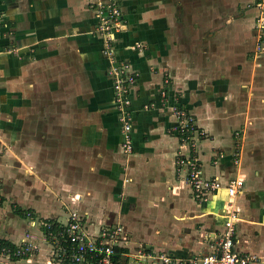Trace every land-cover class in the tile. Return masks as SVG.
Listing matches in <instances>:
<instances>
[{
    "label": "crops",
    "instance_id": "obj_1",
    "mask_svg": "<svg viewBox=\"0 0 264 264\" xmlns=\"http://www.w3.org/2000/svg\"><path fill=\"white\" fill-rule=\"evenodd\" d=\"M257 1L119 0L113 54L138 72L130 89L133 151L126 153L112 65L89 0H0V195L10 198L12 214L0 231L21 235L26 224L17 209L36 220L75 214L91 231L121 228L119 264L138 261L139 248L181 259L213 248L227 211L225 184L242 177L232 202L235 247L264 255ZM134 41L142 52L129 47ZM174 106L193 115L201 136L181 140ZM191 155L203 178L221 184L203 199L193 196L187 164L178 162Z\"/></svg>",
    "mask_w": 264,
    "mask_h": 264
},
{
    "label": "built area",
    "instance_id": "obj_2",
    "mask_svg": "<svg viewBox=\"0 0 264 264\" xmlns=\"http://www.w3.org/2000/svg\"><path fill=\"white\" fill-rule=\"evenodd\" d=\"M87 7L92 9L96 20V30L102 36V52L112 65L108 74L112 77L115 103L120 110L122 150L131 153L133 145L130 136V118L133 100L130 96V89L136 82L138 72L132 70L130 63L126 60L115 61L112 50L116 33L122 29V8L119 0H89ZM256 7L255 27L261 34L264 32V0H258ZM129 47L142 52L145 45L139 41H134L129 44ZM160 95L161 98L165 97L163 91L160 92ZM144 106L148 107V105ZM172 114L178 119L177 129L181 135V140H190L193 133L199 135L193 126L195 118L188 110L174 106L172 107ZM236 160L234 158L235 162ZM178 162L187 164L186 178L195 198L203 199L208 193L221 187L220 181L215 177L203 178L200 175L199 162L194 155L178 158ZM242 185V177H233L225 184L228 195L226 216L211 250L175 259L166 253L154 254L146 248H139L137 251L139 257H136L138 261L127 262L126 264H148L140 260V257L145 256L152 261L161 259L165 264H254L256 261L264 260V255L244 253L235 247L236 223L239 215L232 202ZM30 223L33 225L37 223L40 227H45V231L41 230V232L49 246L48 260L52 264H119L118 250L122 236L121 228L118 225L103 226L97 231H91L85 228L82 217L75 214H71L65 222L33 218ZM32 247L22 243L10 247L0 239V253L7 256L13 255L16 258L29 256L36 246Z\"/></svg>",
    "mask_w": 264,
    "mask_h": 264
},
{
    "label": "rangeland",
    "instance_id": "obj_3",
    "mask_svg": "<svg viewBox=\"0 0 264 264\" xmlns=\"http://www.w3.org/2000/svg\"><path fill=\"white\" fill-rule=\"evenodd\" d=\"M256 41L260 45L258 48L263 49V47H264L263 35L260 38L257 37ZM263 52L264 51H262L260 53H263ZM193 124H194L193 126L195 127V129H197V133L201 136L202 133H200V132L202 131V128L200 129L196 123H193ZM198 129H200V130H198ZM5 199L6 198H4L3 196L0 195V222L3 221V224H7V222H10V223L12 222L11 207L9 205V204H11L10 198L8 201L6 200V202H4ZM31 217H32L31 216V210H29V209H26L25 216H20L21 221L24 224H26V228L23 229L22 231H20L21 235L19 237H18V235H15V237L8 235V233H7L8 230L6 231V233H3L2 231H0V239L6 238V237H3V234H5L6 236H9L7 240L13 242L14 245L22 243V244H29L31 246V248H33L32 246H36L35 249H32V252L30 255L31 260L30 261H24V260L16 261L17 258L15 256H13V255L7 256L4 253H0V264H45L43 261H45L48 257L49 246H48L47 242L45 241L44 236L40 232L39 225L37 223H36L37 225L35 224L36 228H34V229H36V230H34V232L30 231L28 229V227H27L28 225L30 226V228L33 227V224L30 223V221L33 219V217L32 218ZM37 227H38V229H37ZM9 233L12 234V231H10Z\"/></svg>",
    "mask_w": 264,
    "mask_h": 264
},
{
    "label": "trees",
    "instance_id": "obj_4",
    "mask_svg": "<svg viewBox=\"0 0 264 264\" xmlns=\"http://www.w3.org/2000/svg\"><path fill=\"white\" fill-rule=\"evenodd\" d=\"M15 211H16V208H15ZM17 211H18L19 215H21V216L23 215V213L21 212L20 209H17ZM42 231H45V227H42ZM2 241H3L5 244L9 245L10 247H14V244L11 243L10 241L5 240V239H2Z\"/></svg>",
    "mask_w": 264,
    "mask_h": 264
},
{
    "label": "bare ground",
    "instance_id": "obj_5",
    "mask_svg": "<svg viewBox=\"0 0 264 264\" xmlns=\"http://www.w3.org/2000/svg\"><path fill=\"white\" fill-rule=\"evenodd\" d=\"M227 210V209H226Z\"/></svg>",
    "mask_w": 264,
    "mask_h": 264
}]
</instances>
